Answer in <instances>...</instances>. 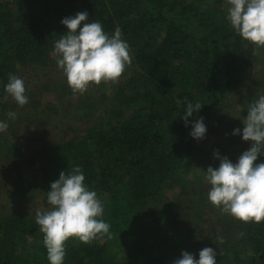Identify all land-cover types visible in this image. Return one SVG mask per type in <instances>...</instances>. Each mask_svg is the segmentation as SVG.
Listing matches in <instances>:
<instances>
[{
  "label": "trees",
  "instance_id": "1",
  "mask_svg": "<svg viewBox=\"0 0 264 264\" xmlns=\"http://www.w3.org/2000/svg\"><path fill=\"white\" fill-rule=\"evenodd\" d=\"M222 1L0 0V118L7 123L9 74L48 65L56 42L49 38L68 31L63 18L87 11V22L99 21L110 35L119 27L131 49L132 63L112 95L99 96L102 116L90 121L82 136L61 138L37 159L45 203L60 172L80 166L85 184L102 201L101 218L110 224L112 239L104 236L89 245L70 238L63 264H174L178 258L179 249L154 251L143 220L151 218L155 226L176 222L167 191L192 188L201 174L192 126L201 117L204 124L212 118L220 94L242 86L256 60L255 46L231 26ZM188 102L202 107L186 126ZM218 152L237 162L231 151L219 147ZM209 166L219 167L206 170ZM12 185L9 198L23 189L17 178ZM234 220V231L224 238L219 234L216 264H264V221ZM123 236L128 244L113 253L110 242ZM199 251L193 253L196 259ZM0 264H50L35 217H0Z\"/></svg>",
  "mask_w": 264,
  "mask_h": 264
},
{
  "label": "rangeland",
  "instance_id": "2",
  "mask_svg": "<svg viewBox=\"0 0 264 264\" xmlns=\"http://www.w3.org/2000/svg\"><path fill=\"white\" fill-rule=\"evenodd\" d=\"M222 6L226 10L230 7L226 0L222 1ZM49 40L59 38L52 36ZM255 48L256 60L249 69L247 81L220 94L214 115L205 124L206 134L198 139L195 161L201 174L194 180L192 188L166 193L174 200L176 222L161 221L155 226L157 223L154 221L152 225L153 219L143 220L148 230L145 238L153 242L156 253L167 248L179 249L180 254L175 257L180 258L183 251L193 254L204 247L215 250L219 234L224 238L236 229L234 217L222 213L208 200L210 184L205 179V170L207 165L219 166L218 158L214 156L219 147L231 151L237 160L251 147V141L242 139L243 120L248 105L264 95V48ZM57 59L53 50L47 66L34 69L27 66L25 71L17 74L24 80L28 96L26 105L19 106L10 95L5 98L8 109L17 115L9 123L0 118L8 124L7 130L0 132V217L5 214L36 217L38 210L46 211L52 207L43 201L45 180L37 159L61 138L68 140L82 136L90 121H97L102 116L104 105L98 102L100 94L111 96L116 85L93 84L84 94H73ZM86 113L90 114V119ZM105 121L104 115L102 122ZM236 128L241 132L233 135ZM16 142L18 150L15 149ZM14 151L19 153L12 157ZM14 178L21 181L23 189L16 197L9 198L6 191L13 189ZM128 242L126 236L116 237L110 242V249L118 253Z\"/></svg>",
  "mask_w": 264,
  "mask_h": 264
},
{
  "label": "clouds",
  "instance_id": "3",
  "mask_svg": "<svg viewBox=\"0 0 264 264\" xmlns=\"http://www.w3.org/2000/svg\"><path fill=\"white\" fill-rule=\"evenodd\" d=\"M230 5L227 19L234 30L257 48H264V0H226ZM87 11L65 17L61 23L68 29L55 42L57 65L67 78L73 94H84L91 85L117 84L132 63L131 49L122 39L119 27L114 34L107 33L99 22H87ZM83 22V26H81ZM4 90L21 107L28 103L24 80L9 74ZM179 104L180 101H177ZM202 105L197 102L187 103L185 125L188 117L198 112ZM16 113L9 111L10 119ZM242 139L251 141V147L245 150L237 162L227 156H220L218 150L214 156L219 160V167L209 166L205 179L210 184L208 200L222 213L248 223L264 221V162L256 163L259 156H264V95H261L247 108L243 120ZM8 124L0 121V132L6 131ZM207 128L203 117L196 120L190 135L196 139L204 138ZM236 128L233 135L240 134ZM47 192V202L52 207L46 211H37L35 221L43 233V244L47 250L50 264H63L66 256V242L70 238L84 244L107 236L112 239L110 224L101 217L104 206L94 190L85 184V175L80 166H75L69 173L61 171L59 178L51 183ZM223 243V238H220ZM217 252L211 247L199 251V259L192 253L183 251L174 264H216Z\"/></svg>",
  "mask_w": 264,
  "mask_h": 264
}]
</instances>
